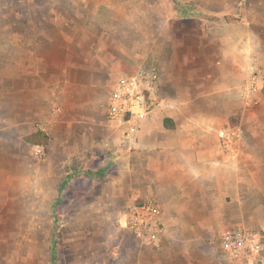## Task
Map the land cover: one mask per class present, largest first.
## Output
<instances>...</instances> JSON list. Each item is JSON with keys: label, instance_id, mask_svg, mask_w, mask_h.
<instances>
[{"label": "rangeland", "instance_id": "obj_1", "mask_svg": "<svg viewBox=\"0 0 264 264\" xmlns=\"http://www.w3.org/2000/svg\"><path fill=\"white\" fill-rule=\"evenodd\" d=\"M200 25L208 39L214 28H234L240 59L264 66V0H0V50L37 49L59 62L46 68L55 88L41 101L42 115L25 122L21 110L10 125L0 122V264H264V210L255 209L264 208V171L258 169L250 174L249 222L227 225L218 236L246 227L261 238L260 252L229 255L218 236L158 248L137 241L121 219L143 200L133 195L137 180L120 175L116 122L104 114L111 84L131 69L113 58L146 47L149 28ZM209 45L204 50L215 52ZM255 95L259 104L248 108L264 110V89ZM37 130L47 138L35 136Z\"/></svg>", "mask_w": 264, "mask_h": 264}, {"label": "crops", "instance_id": "obj_2", "mask_svg": "<svg viewBox=\"0 0 264 264\" xmlns=\"http://www.w3.org/2000/svg\"><path fill=\"white\" fill-rule=\"evenodd\" d=\"M147 34L146 47L113 59L131 67L127 71L154 67L160 77L161 102L129 140L125 134L132 123L113 121L115 162L124 180H137L135 197L158 202L166 229L164 243L205 242L227 225L247 221L245 206L255 195L251 171H264V110L248 108L241 96L239 87L250 63L235 52L241 35L234 28L229 32L214 28L209 39L201 25L154 27ZM161 34L167 36L164 41L158 38ZM221 35L225 36L222 50ZM51 40L46 38L47 43ZM210 42L215 52L204 50ZM34 51L22 46L0 50V122L4 124L10 125L21 110L23 121L34 122L42 115L41 101L54 91L53 76L46 68L59 62ZM237 130L242 143L232 155L223 139ZM237 152L243 154L237 157ZM255 177L260 178V173ZM255 209L264 210L261 203Z\"/></svg>", "mask_w": 264, "mask_h": 264}, {"label": "built area", "instance_id": "obj_3", "mask_svg": "<svg viewBox=\"0 0 264 264\" xmlns=\"http://www.w3.org/2000/svg\"><path fill=\"white\" fill-rule=\"evenodd\" d=\"M155 68L140 67L133 72H123L110 86L105 116L110 121L121 124L132 123L126 132L127 140L132 138L139 128L142 119L150 116L156 106L160 104V79ZM264 89V66L255 63L250 67L248 81L243 89V100L253 106L260 102L255 95ZM225 147L235 155L242 143L239 130L227 135L223 139ZM42 154V149L37 154ZM126 226L142 241L160 248L164 244L166 229L163 213L155 199H148L142 203L133 202L121 216ZM221 247L229 255L241 253H256L263 249V242L259 235L246 228L232 229L219 237Z\"/></svg>", "mask_w": 264, "mask_h": 264}, {"label": "trees", "instance_id": "obj_4", "mask_svg": "<svg viewBox=\"0 0 264 264\" xmlns=\"http://www.w3.org/2000/svg\"><path fill=\"white\" fill-rule=\"evenodd\" d=\"M235 19L238 21V20L241 19V17H238V18H235ZM130 72H133V70L130 71ZM34 135H35V136H40V135H41L44 139L47 138V136L45 135V133L42 132L41 130H37L36 133H35ZM138 203H142V202H138Z\"/></svg>", "mask_w": 264, "mask_h": 264}]
</instances>
